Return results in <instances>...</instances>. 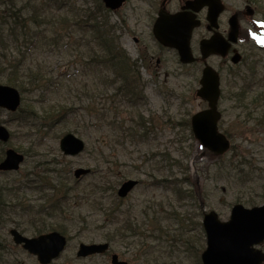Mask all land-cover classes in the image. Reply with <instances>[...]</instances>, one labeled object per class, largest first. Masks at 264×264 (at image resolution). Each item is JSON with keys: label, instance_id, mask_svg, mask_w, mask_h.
Listing matches in <instances>:
<instances>
[{"label": "rangeland", "instance_id": "obj_1", "mask_svg": "<svg viewBox=\"0 0 264 264\" xmlns=\"http://www.w3.org/2000/svg\"><path fill=\"white\" fill-rule=\"evenodd\" d=\"M160 1L126 0L117 12L105 15L114 27L116 44L136 62L141 80V98L136 104L128 105L124 100L115 101V105L107 100L110 88L107 98L96 89L97 72L87 61L92 50L85 47L91 44L87 41L90 36L72 23L94 11L96 0H0V11L12 3L25 26L24 34L18 30L16 44L8 39L9 50L0 46L3 66L21 61L19 73L25 87L19 111L9 114L0 109V125L9 133V141L0 144L1 148H20L25 159L16 173H0L8 214H4L6 223L0 226V264H38L35 257L14 247L8 236V230L17 225L19 232L23 229V236L33 235L29 232V215L10 211L6 189L14 190L19 184L15 190H22L21 204L37 206L42 200L35 187L43 178L57 188L61 186L55 180L61 181L69 195L63 202L62 191L54 192L61 199L50 223L64 225L67 239L61 259L55 264H103L112 253L128 264H199L200 252L205 248L199 226L202 213L212 211L219 221L226 222L236 203L245 208L264 203V125L255 121L264 117V53L252 49V64L242 63L238 71H223L221 75L218 129L234 150L216 157L203 150L187 127L191 116L206 109V103L195 96L201 68L180 64L172 52H165L163 61L156 64L159 53L151 27ZM255 2L262 13L256 18H264V0ZM231 3L237 8L243 6L242 0ZM34 6L40 7L48 23L32 21ZM45 30L46 37L42 36ZM151 52L154 57L149 61L146 57ZM209 63L215 70L220 65L215 58ZM7 76V70L0 71V85L6 84ZM244 79L252 84L246 99L238 103L235 98ZM254 101L261 107L254 108ZM60 105L70 109V114L51 126L50 119L42 116L49 107ZM104 112L110 118L103 121L99 117ZM30 113L36 116L26 119ZM140 116L147 130L133 139L128 130L142 122ZM65 133L84 142L83 153L75 157L62 155L59 140ZM54 167L57 172L52 174L47 168ZM77 168L92 173L76 181L72 174ZM31 170L40 176L27 183L25 176ZM126 180L138 184L119 200L116 190ZM112 207L116 208L114 221L118 224L127 219L135 236L113 238L103 256L76 260L79 244L103 243L105 235H117L116 225H111V217L104 214Z\"/></svg>", "mask_w": 264, "mask_h": 264}, {"label": "water", "instance_id": "obj_2", "mask_svg": "<svg viewBox=\"0 0 264 264\" xmlns=\"http://www.w3.org/2000/svg\"><path fill=\"white\" fill-rule=\"evenodd\" d=\"M106 9L115 11L119 9L125 0H101ZM207 7V21L210 26L216 27V20L222 11L219 0H194L188 3L182 10L198 12ZM199 25L191 12H180L173 15L163 11L159 12L153 26V35L158 43L165 47L173 48L178 52L182 64L194 62L189 40L192 30ZM236 29L232 33L235 34ZM235 38L233 39V41ZM227 46H224L221 38L213 35L208 40L200 42V54L204 60L211 54L224 56ZM238 57L233 58L237 62ZM200 87L195 96L207 103V109L194 114L190 119V126L194 138L200 145L215 155H222L229 149V141L218 131L217 123L220 113L217 103L220 96L219 76L209 66H206L199 81ZM20 104V95L17 90L0 85V108L8 112H15ZM9 139L7 130L0 126V142L6 143ZM59 149L64 156L75 157L84 149L82 140L73 134H65L59 141ZM23 161V156L13 150L5 152V158L0 163V171H15ZM89 173L87 169H76L73 176L79 179ZM137 184L136 181L124 182L117 191V196L124 198ZM203 228L206 234L207 247L201 255L203 264H260L264 256L252 257L249 255V247L264 239V204L251 209L237 204L233 206L230 218L227 222H220L214 212L204 215ZM10 235L15 245H21L29 254L35 255L40 264H49L55 259L65 246V239L58 233H49L37 238H25L16 230H10ZM108 249L105 244H92L79 246L77 256L86 257L93 254H103ZM111 264H126L119 262L117 256L111 257Z\"/></svg>", "mask_w": 264, "mask_h": 264}, {"label": "trees", "instance_id": "obj_3", "mask_svg": "<svg viewBox=\"0 0 264 264\" xmlns=\"http://www.w3.org/2000/svg\"><path fill=\"white\" fill-rule=\"evenodd\" d=\"M11 2V0H8ZM97 7L95 8V11H88L85 14V18L75 19L72 21L74 26H76L80 31H84V33L88 34L90 37L88 38V43H91L90 45H85V47L88 48V50H92V54L88 57V63L89 65L93 66V70L97 72V84L96 89H98L99 94L102 97L107 98L106 91L110 88L112 90L110 97L106 100L108 103H114L117 105L115 101L118 103H121V101L126 100V104L133 105L136 104L137 98H141V89L140 84L141 80L139 78L138 74V68L136 66V62L132 61L130 57L127 56L125 51L121 49V47L116 44V39L114 36L115 30L112 25H110L108 19L105 15H109L110 12L105 10L100 3L99 0H96ZM24 8V7H23ZM40 7H35L32 12V21L36 22L40 20L41 22L48 23V19L44 15V12L39 9ZM19 13V14H18ZM39 13V14H38ZM40 15V16H39ZM94 15V16H93ZM74 18V17H73ZM23 18L21 17V13L19 9H16L15 6L12 3H9L8 6H6L5 9L0 11V46L2 45L4 49H10L11 44L9 43L8 39H12L11 42L14 44L17 43L18 40V30L21 34H24L25 26L23 24ZM66 22H68V19H64ZM42 36L46 37L47 33L46 30L42 32ZM87 43V44H88ZM22 63L20 60L7 62L5 66H3L0 63V71L7 70L8 76L6 79V84L12 87H15L19 90V92L24 91L23 86V79L22 74L19 73L20 67ZM90 66V67H91ZM105 72L106 75H103L102 73ZM251 82V81H250ZM247 80H243V84L241 87V92L237 94L235 100L238 103H242L244 99H246L245 93L250 88L252 82L250 83ZM140 90V91H139ZM140 96V97H139ZM136 102V103H134ZM256 106L261 107L259 102L254 101L253 104ZM249 107V105H247ZM245 108V107H244ZM70 109H65L63 106H55V107H49L43 114L42 119H50V125L53 126L54 124L60 122L61 120H65L70 112ZM32 111V109H30ZM248 111V110H247ZM248 111V115H250ZM34 114V113H33ZM33 114L30 113V116H28L26 119H31L33 117ZM252 115V114H251ZM250 115V116H251ZM36 116V114H34ZM106 118H110V116L107 113H103L100 115V120H106ZM115 117L112 122L115 123ZM140 119L142 122L139 121V123L136 124L135 128H130L128 130L129 135L134 139L137 136L142 135L146 132L147 127L144 123V118L140 116ZM255 121L259 125H264V117L259 116ZM109 122V120H107ZM187 127L190 129L189 122H187ZM143 130L140 132V129ZM123 132V130H122ZM139 132V133H138ZM19 152L22 153L20 148H15ZM230 150H234V146L231 145ZM209 154V153H208ZM4 158V151L0 146V162ZM52 174L57 172V170L52 168H47ZM30 170V169H29ZM41 172H45L43 169ZM46 173V172H45ZM33 176V177H32ZM40 174L34 173V171H30L26 173L25 176V182L31 181V179L35 180V177H39ZM47 182V186L45 185V181ZM56 182L60 183L61 187H55L54 185H51V181H49L46 178H43L41 184H36V189L39 193H41V197H43V202H41L37 206H31L29 203L27 205L21 204V193L22 190H15L19 187V184L13 191H10L11 198H10V208L12 209H20L21 212L29 215V222L31 224L30 233L32 234H41L43 232L56 230L62 234H64V226L51 225L49 219L55 215L57 212L56 208L59 206L60 199L62 198L63 202L66 201L67 197L69 196L67 193V189L65 190V186L61 185V181L55 180ZM44 182V184H43ZM26 186V185H24ZM27 187V186H26ZM1 190V189H0ZM50 191L53 192V194H50ZM62 191L61 195L62 197H56L54 196L55 193ZM55 192V193H54ZM1 195V192H0ZM58 196V195H57ZM2 197V195H1ZM118 201V200H117ZM5 201L3 198L0 201V224L4 221L3 216L6 214L4 210ZM35 208V209H34ZM103 211V210H102ZM114 212H116V208H108L105 209L104 214L107 218L113 216ZM174 215V217H177L176 213H170ZM8 215V214H6ZM112 221L114 222V225H116L114 228L116 230L117 235L114 233L112 234L113 237H109V235H105V240L111 242L113 238H126L128 236H135V230L132 227V224L126 220L123 221H117L118 224L114 221V216ZM18 229V225L16 226ZM23 229H21V232Z\"/></svg>", "mask_w": 264, "mask_h": 264}, {"label": "flooded vegetation", "instance_id": "obj_4", "mask_svg": "<svg viewBox=\"0 0 264 264\" xmlns=\"http://www.w3.org/2000/svg\"><path fill=\"white\" fill-rule=\"evenodd\" d=\"M222 4V11L219 14L216 27L212 28L207 22V8H202L198 12L194 13L192 10H182L184 7L187 6L188 3L194 2V0H161L159 4V8L157 11L156 16L158 15L159 11H165L168 14H175L180 12H191L194 14L195 19L199 21V26L192 31L191 39L189 42V46L192 52V55L195 59L193 64H197L198 67L201 68V72L203 68L210 63V59H218L220 61L219 67L216 69V72L219 74L221 79V75L223 71L227 73H234L239 70V67L242 63L246 65L252 64L251 58V51L252 49L262 51L264 53V46L263 44V37H264V18H256L257 16H262L261 10L259 9L258 5L256 4V0H242L243 6L242 8H237L235 3L232 4L231 0H219ZM233 5L235 7H233ZM230 6V7H229ZM153 18V23L156 19ZM247 25L248 28L244 27L243 25ZM153 25V24H152ZM152 28V27H151ZM236 29L235 34L232 33ZM213 35H217L221 38L224 46H227V51L224 57L211 55L205 60H202L200 57L199 51V44L201 40L210 39ZM152 36V31H151ZM233 37H236V41L232 42ZM153 38V36H152ZM154 39V38H153ZM134 43L137 41L134 39ZM155 47L157 52L159 53V57L156 59V64H159L163 61V56L165 52H172L176 59L179 61L177 52L174 49H170L167 47L162 46L161 44L157 43L155 40ZM245 46L246 48L242 47ZM249 49V50H248ZM250 51V52H249ZM238 57V63H233V58ZM154 57V53H148L146 57L149 61H151ZM192 64V65H193ZM243 65V64H242ZM241 65V66H242ZM212 67V66H211ZM213 68V67H212ZM202 213V218H203ZM205 239V247H206V236L202 225L200 226ZM205 249V248H204ZM202 249L200 252L203 253ZM249 255L251 258L257 257L258 255L264 256V239L261 240L257 244L251 245L249 248ZM105 254H94L91 256H86L85 258L77 257L75 254L76 260H87L89 258H93L95 256H103ZM199 255V258H200ZM110 255L109 261L103 264H111V257ZM119 261H125L117 257ZM61 259V255L59 258L54 260L51 264H55L57 261ZM74 259V260H75ZM72 261H67L65 264H76L71 263ZM128 264V262L126 261ZM260 264H264V260L260 262Z\"/></svg>", "mask_w": 264, "mask_h": 264}]
</instances>
